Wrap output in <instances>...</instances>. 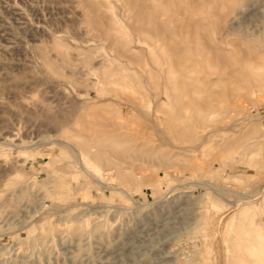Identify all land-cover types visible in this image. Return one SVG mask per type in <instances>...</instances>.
<instances>
[{"label":"rangeland","instance_id":"rangeland-1","mask_svg":"<svg viewBox=\"0 0 264 264\" xmlns=\"http://www.w3.org/2000/svg\"><path fill=\"white\" fill-rule=\"evenodd\" d=\"M0 264H264V0H0Z\"/></svg>","mask_w":264,"mask_h":264},{"label":"bare ground","instance_id":"bare-ground-1","mask_svg":"<svg viewBox=\"0 0 264 264\" xmlns=\"http://www.w3.org/2000/svg\"><path fill=\"white\" fill-rule=\"evenodd\" d=\"M243 11H241V10H236V14L231 18V22H232V24H233V26H234V23H236V21H237V18L238 17H241L242 15V18L243 19H246V18H248V16H251L250 14L249 15H247L246 13H242ZM26 19V18H25ZM26 23V22H25ZM35 27V26H34ZM32 28V27H31ZM30 30V29H29ZM48 35V34H47ZM51 36V35H50ZM52 38V37H51ZM35 39V38H34ZM52 40V39H51ZM55 43V42H54ZM57 45V44H56ZM5 47H7V46H5ZM59 47V46H58ZM59 48H61V47H59ZM62 49V48H61ZM38 51V50H37ZM41 51H39V53H40ZM45 52V51H44ZM67 53V52H66ZM65 53V54H66ZM65 56V55H64ZM66 56H67V54H66ZM45 57V56H44ZM63 57V56H62ZM45 59H46V57H45ZM50 59V58H49ZM52 62V61H51ZM65 63V62H64ZM50 64V61L49 60H47V64L46 65H49ZM53 64V63H52ZM57 64V63H56ZM47 67H49V66H47ZM52 67V66H51ZM119 69V68H118ZM121 69V68H120ZM125 69V68H124ZM46 70V69H45ZM122 70V69H121ZM48 72H49V70H47ZM55 71V70H54ZM114 73V72H113ZM47 75V74H46ZM114 75V74H113ZM118 75V74H117ZM115 76V75H114ZM49 80V79H48ZM36 81V80H35ZM58 81V80H57ZM59 82V81H58ZM59 141V140H58ZM7 142H9V141H7ZM60 143H61V141H59ZM86 143H87V141H85ZM4 143H6V140L4 141ZM102 144V143H101ZM83 145V144H82ZM78 147V146H77ZM83 147H84V145H83ZM107 147H109V146H107ZM81 149V148H80ZM101 149V148H100ZM103 150V149H102ZM104 150H106V149H104ZM109 151H110V149H108ZM112 150V149H111ZM89 152V151H88ZM99 152H101V151H99ZM102 153V152H101ZM100 153V154H101ZM110 153V152H109ZM89 154V153H88ZM77 155L79 156V159H81L82 161H83V168L85 167V168H87L88 169V166H89V164H88V162H86V158L84 157V154L82 153V151H78L77 152ZM103 155V154H102ZM91 159V158H90ZM81 166V165H80ZM87 171V170H86ZM242 199V198H241ZM46 259V258H45Z\"/></svg>","mask_w":264,"mask_h":264}]
</instances>
